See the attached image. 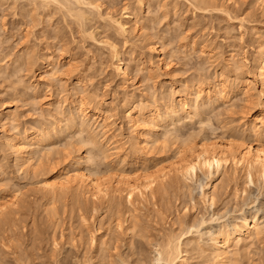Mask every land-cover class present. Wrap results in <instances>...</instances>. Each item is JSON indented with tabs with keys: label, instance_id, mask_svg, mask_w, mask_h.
<instances>
[{
	"label": "rangeland",
	"instance_id": "1",
	"mask_svg": "<svg viewBox=\"0 0 264 264\" xmlns=\"http://www.w3.org/2000/svg\"><path fill=\"white\" fill-rule=\"evenodd\" d=\"M38 1L0 2V200L16 198L0 213V264H163L156 251L170 238L182 240L187 264H217L211 239L244 216L262 230L246 248L232 242L228 264H264V179L256 174L249 179L242 170L233 175L226 169L215 182L212 204L202 198L207 175L199 169L189 180L171 174L154 196L132 203L123 196L111 203L84 201L71 192L51 199L39 183L65 165L73 168L78 150L85 151L80 167L135 180L169 165L181 144L245 138L264 143V118L255 122V132L249 130L264 105L260 82L249 76L264 45L260 1L209 0L212 6L203 10L195 0H145L143 6L137 0H94L99 10L82 6L91 13L82 26L56 2ZM111 18L129 21V31L119 33ZM151 43L165 66L149 51ZM113 45L124 79L114 69ZM47 62L55 73L43 81ZM245 80L248 97L235 88ZM214 88L224 99L207 97ZM179 97L188 103L196 98V108L159 121L157 144L134 160L133 131L122 106L134 104L160 120L166 98L178 110ZM82 98L100 102V117L111 115L103 128L88 113L102 145L90 148L86 134L69 127V110ZM30 133L48 138L21 165L10 146Z\"/></svg>",
	"mask_w": 264,
	"mask_h": 264
},
{
	"label": "bare ground",
	"instance_id": "2",
	"mask_svg": "<svg viewBox=\"0 0 264 264\" xmlns=\"http://www.w3.org/2000/svg\"><path fill=\"white\" fill-rule=\"evenodd\" d=\"M32 1L34 0H31V2ZM92 1L94 0H40L41 4H46L47 2H56L58 5H60V7L65 9V12L69 15V17H73V20L78 22L79 26H82L86 20H89V16L91 14L90 12V14L86 12L82 6H90L93 9L98 8L96 5H93L94 3H92ZM137 1V3L142 6L146 2L145 0ZM208 1L209 0H195L197 7L203 10L212 6V4ZM259 1L264 7V0ZM85 9H88V7ZM98 10H95V13ZM88 11H90V8ZM127 17L129 21H135L133 19L134 16L132 17V15H126V18ZM113 18H111L110 23L116 25L114 26L119 30V33L121 32L123 34L126 33V31H129L127 30L129 26L126 27L129 21L128 23H123L122 21L120 22ZM149 46L150 52L155 54L158 52L157 48L152 43L149 44ZM111 47V58L113 57V59L116 61H114L116 64L114 68L115 72H117V74L122 76L124 79V77L127 76V73L123 67L124 64L122 61L123 59L121 58L122 56L120 57L116 46V48L114 45ZM156 57L158 58V63L161 65V67L162 65L165 66V63H163L158 53L156 54ZM49 65H51V63L47 62L41 68V74L45 75V79L43 81H47V78L55 73V69ZM249 76L260 82L261 87L258 94L264 103V45H261L258 50V53L254 59L252 72ZM243 82H246L245 85H239L237 83L235 88L236 91L241 90L244 95L246 94L248 97L249 88L247 87V84L249 81L245 80ZM220 86L222 89H225V87H227V83L222 81L220 82ZM211 93L212 94L208 95L207 97L224 99V95L221 90H216L214 88ZM168 99L170 98H166L167 101H164L165 103L163 102V105L165 106L164 114L166 117L161 118L160 120L158 114L155 115L150 111H147L146 113H139L138 110L135 109L136 106L133 107L134 104L132 107H128V104V106H126V104L122 106V110L124 111L125 117L127 118V123L133 131L132 147L134 148V160L139 159L140 155L143 153H147L148 149L150 148L148 147L149 144L152 145L151 148L155 145V143L157 144L158 138L155 134L157 133L155 128L158 127L159 121L165 123L167 120H174V118L180 116V113L187 115L189 113L188 109L193 110L196 108V98L189 103L184 97L178 99L177 104H180L178 106V110L174 109L175 106L173 107V103L168 101ZM99 104L100 102L97 100L94 101L93 98L88 100V102H85L82 98L75 104L73 108L69 110L70 113L69 116H67L70 122L69 127L74 128L79 135L82 133L86 134L90 148L93 146L102 145V141L93 131L94 121L98 123L99 126L104 128L109 121L108 119L111 117V115L100 117L101 112L99 111ZM89 112H91V117L96 114L94 116L95 119L92 122L90 121V115L88 114ZM1 115L5 116V118H10L8 113H3ZM261 117L264 118V105L256 113H254V115L249 120V130L251 132H255V122L260 120ZM106 131L107 129H105L103 133ZM149 137H152V139ZM47 138L48 137L44 135L30 133L19 137L14 143L11 144L10 147H13L12 150L15 151L16 158L21 162V165L29 164L30 160L38 154L39 148L43 146V142L46 141ZM79 139L80 140L77 141L84 142L82 138ZM237 141L238 142L232 141L231 139L225 143H220L218 141L208 142V140H202L199 143H193L192 145L184 146L181 144L175 146L173 150V157L175 160H173L167 166H156L154 167L156 169L153 171L147 172L143 176L139 175L141 180L138 181L137 179H139V177H136L137 179L135 178V180H130L120 173L116 176H113L112 174V176L107 177L109 176V174L106 175L107 173L105 174L106 176L103 174L104 172L102 173L103 175H100L97 170L88 169L87 166L86 169L80 167L82 165L80 164V161L83 162L85 159L83 155L85 151L78 150L77 160L74 161L73 168L67 169V165H65L54 172L51 176L39 180L40 188L46 190L48 196L51 199L59 193L71 192L77 198H82L84 201L91 200L111 203L116 197L123 196V198L126 199L128 203H132L136 198L146 201L149 196H154L155 191L160 186L159 184H162V182L166 180L171 174H176L175 176L182 180L185 178H188L189 180V178H193L194 176L196 177V172L199 169L203 171L205 175H207L205 184L202 186L200 185L202 198L203 200L212 204L214 200V187H216L215 182L221 178L223 172L226 169H231V174L233 175H237V172L242 170L249 179H251V177L253 178L255 174L257 177L264 179V143L258 141L257 138L256 140L245 138L241 141ZM86 152L88 153V150H86ZM44 154L46 155L47 152ZM87 160H89L88 162H91V164H94V161H91L90 158H87ZM15 203L16 198L2 197L0 200V213L6 211L8 208H11ZM230 227L231 228L230 230L228 229V231H222L220 229L221 231L211 239V253L216 259L217 264L229 263V248L232 246V242H235V244L239 245L241 248H246L248 241L257 236L262 230L258 225L257 220L251 221V219L245 216L239 221L238 224H231ZM170 239L164 244V246H159V249L157 248L156 252L158 257L156 258V261L163 264H187V260L185 259L186 249L182 247V240L180 238L172 240ZM91 240L93 241V237H91Z\"/></svg>",
	"mask_w": 264,
	"mask_h": 264
}]
</instances>
